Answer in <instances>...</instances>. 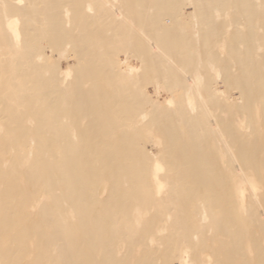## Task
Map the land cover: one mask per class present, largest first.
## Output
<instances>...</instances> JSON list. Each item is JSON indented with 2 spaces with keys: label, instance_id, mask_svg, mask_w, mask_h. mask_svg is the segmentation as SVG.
Instances as JSON below:
<instances>
[{
  "label": "bare ground",
  "instance_id": "bare-ground-1",
  "mask_svg": "<svg viewBox=\"0 0 264 264\" xmlns=\"http://www.w3.org/2000/svg\"><path fill=\"white\" fill-rule=\"evenodd\" d=\"M0 264H264V0H0Z\"/></svg>",
  "mask_w": 264,
  "mask_h": 264
},
{
  "label": "rangeland",
  "instance_id": "rangeland-1",
  "mask_svg": "<svg viewBox=\"0 0 264 264\" xmlns=\"http://www.w3.org/2000/svg\"><path fill=\"white\" fill-rule=\"evenodd\" d=\"M230 8H231V5L228 3L226 6L224 5V7H222L221 9H225V15H223V16H219V15H217V13H219V10L218 9H220L216 4H212L211 5V7H210V11L211 12H213V13H216V17L218 18V17H221L222 19H223V25H224V27L226 28L225 29V31H224V35L225 36H229V31H230V28L232 29L233 28V26H232V24H234V17L232 16V15H230ZM124 11H126V12H131L130 10H124ZM133 11H135V9H132V12ZM181 12H186V8H181ZM228 12V13H227ZM215 16V15H214ZM215 17V18H216ZM193 22V23H192ZM191 25H193L194 26V28H196V26H197V23H196V21H195V19H191ZM134 26V25H133ZM232 26V27H231ZM187 27H189V25H187ZM120 54V56L123 58L124 57V54L122 53V52H120L119 53ZM229 59V58H228ZM131 60H133L134 62H133V64L134 65H138V63H139V61H138V59H137V57H136V59H135V57L133 58V57H131ZM220 60H224L223 58H221ZM136 61H138V62H136ZM140 64V63H139ZM199 66V65H198ZM206 66H208V67H212L211 68V70H209L208 71V76H210L212 79H215V80H218V79H220V77H223L224 75H226V74H228L229 72H230V70H226L227 69V65H225L224 63H215L214 64V66H219V67H221V68H217V70L216 69H214L215 67L211 64V63H209V64H206ZM145 78V77H144ZM149 87V92H152L153 91V89L152 88H150V86H148ZM190 97V96H189ZM192 97H194V96H192ZM191 97V98H192ZM195 102V101H194ZM193 102V103H194ZM195 105L197 106V104H196V102H195ZM194 105V106H195ZM196 108V107H195ZM240 191H242V189H240ZM238 192V194L240 193L242 196H243V194L242 193H244V191L243 192ZM246 194V193H245ZM241 195H237V197L238 198H240L241 199ZM241 196V197H240ZM246 197V196H245ZM245 197L243 196V199H245ZM238 198H237V200H238ZM243 199L240 201V203L243 201ZM239 201V200H238ZM244 202H245V200H244ZM191 203L192 204H195V202H194V200H191ZM242 204V203H241ZM240 204V205H241ZM243 208H245V207H243ZM243 208H241V210L242 211H245V209H243Z\"/></svg>",
  "mask_w": 264,
  "mask_h": 264
}]
</instances>
